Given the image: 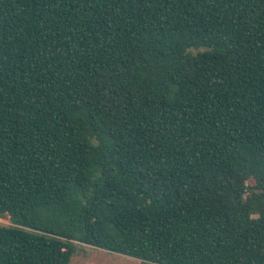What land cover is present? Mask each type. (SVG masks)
<instances>
[{"label": "trees", "instance_id": "trees-1", "mask_svg": "<svg viewBox=\"0 0 264 264\" xmlns=\"http://www.w3.org/2000/svg\"><path fill=\"white\" fill-rule=\"evenodd\" d=\"M3 215L0 264H264V0H0Z\"/></svg>", "mask_w": 264, "mask_h": 264}, {"label": "rangeland", "instance_id": "rangeland-1", "mask_svg": "<svg viewBox=\"0 0 264 264\" xmlns=\"http://www.w3.org/2000/svg\"><path fill=\"white\" fill-rule=\"evenodd\" d=\"M1 226H14L8 215L0 216ZM69 264H138V260L125 256L112 254L90 246L79 245L77 253Z\"/></svg>", "mask_w": 264, "mask_h": 264}]
</instances>
